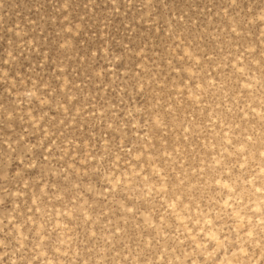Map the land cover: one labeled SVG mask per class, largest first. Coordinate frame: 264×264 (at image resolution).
<instances>
[{"label": "rangeland", "instance_id": "1", "mask_svg": "<svg viewBox=\"0 0 264 264\" xmlns=\"http://www.w3.org/2000/svg\"><path fill=\"white\" fill-rule=\"evenodd\" d=\"M0 264H264V0H0Z\"/></svg>", "mask_w": 264, "mask_h": 264}]
</instances>
